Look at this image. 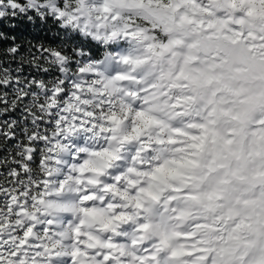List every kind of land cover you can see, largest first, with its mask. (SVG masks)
Wrapping results in <instances>:
<instances>
[{"label":"snow or ice","instance_id":"1","mask_svg":"<svg viewBox=\"0 0 264 264\" xmlns=\"http://www.w3.org/2000/svg\"><path fill=\"white\" fill-rule=\"evenodd\" d=\"M0 264H264V0H0Z\"/></svg>","mask_w":264,"mask_h":264}]
</instances>
